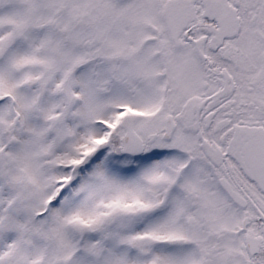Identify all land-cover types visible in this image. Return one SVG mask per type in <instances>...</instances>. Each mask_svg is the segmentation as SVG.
<instances>
[{
	"label": "snow or ice",
	"instance_id": "1",
	"mask_svg": "<svg viewBox=\"0 0 264 264\" xmlns=\"http://www.w3.org/2000/svg\"><path fill=\"white\" fill-rule=\"evenodd\" d=\"M0 264H264V0H0Z\"/></svg>",
	"mask_w": 264,
	"mask_h": 264
}]
</instances>
